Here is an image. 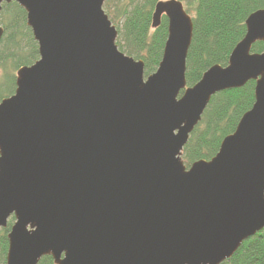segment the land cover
Returning <instances> with one entry per match:
<instances>
[{
	"label": "water",
	"instance_id": "1",
	"mask_svg": "<svg viewBox=\"0 0 264 264\" xmlns=\"http://www.w3.org/2000/svg\"><path fill=\"white\" fill-rule=\"evenodd\" d=\"M107 0L17 4L38 60L0 101V231L5 264H222L264 229V10L227 65L186 85L192 20L160 0L167 37L155 72L124 55ZM4 30L0 25V41ZM254 82V103L216 155L182 151L211 98Z\"/></svg>",
	"mask_w": 264,
	"mask_h": 264
},
{
	"label": "trees",
	"instance_id": "2",
	"mask_svg": "<svg viewBox=\"0 0 264 264\" xmlns=\"http://www.w3.org/2000/svg\"><path fill=\"white\" fill-rule=\"evenodd\" d=\"M160 0H107L103 10L117 30L116 45L124 55L142 61L144 77L157 69L167 37V20L164 16L158 28L151 29L155 4ZM192 20V40L186 57V85L197 83L203 73L214 65L225 67L235 45L245 34L247 17L264 10V0H178ZM0 25L4 34L0 41V62H12L15 68L32 65L38 59L37 45L25 25V13L15 3L2 4ZM25 42L24 45L19 40ZM26 47V48H24ZM264 42L251 47V53H262ZM11 64V63H10ZM1 90L12 88L10 76ZM254 82L243 88L228 90L213 96L199 124L190 134L182 151V160L188 168L192 163L212 159L221 141L232 134L241 116L254 103ZM7 96V97H9ZM0 98V101L4 98ZM0 231V264H5L6 235L13 223ZM38 264H53L50 257ZM222 264H264V229L245 241L236 253Z\"/></svg>",
	"mask_w": 264,
	"mask_h": 264
},
{
	"label": "rangeland",
	"instance_id": "3",
	"mask_svg": "<svg viewBox=\"0 0 264 264\" xmlns=\"http://www.w3.org/2000/svg\"><path fill=\"white\" fill-rule=\"evenodd\" d=\"M18 42L21 43L22 45L25 44V42H22L21 39ZM24 48H26V47H24ZM1 49L2 48H0V52L3 51ZM16 71H17V68H15L13 66L12 62H8V64L7 63L3 64V63L0 62V98L9 96L8 94H10V91L12 90V88H9L7 90H1V89L6 86L8 79L9 78L11 79L10 76H12V78H13V80L15 82Z\"/></svg>",
	"mask_w": 264,
	"mask_h": 264
}]
</instances>
